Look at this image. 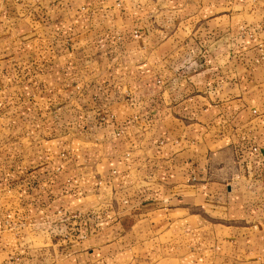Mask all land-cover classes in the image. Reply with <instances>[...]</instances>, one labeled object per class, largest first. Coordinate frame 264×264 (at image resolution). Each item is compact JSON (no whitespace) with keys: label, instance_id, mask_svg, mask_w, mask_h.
I'll use <instances>...</instances> for the list:
<instances>
[{"label":"crops","instance_id":"0c3cea01","mask_svg":"<svg viewBox=\"0 0 264 264\" xmlns=\"http://www.w3.org/2000/svg\"><path fill=\"white\" fill-rule=\"evenodd\" d=\"M0 264H264V0H0Z\"/></svg>","mask_w":264,"mask_h":264}]
</instances>
